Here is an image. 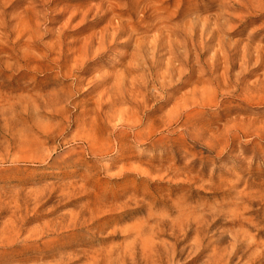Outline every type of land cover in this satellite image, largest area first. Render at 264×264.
Returning a JSON list of instances; mask_svg holds the SVG:
<instances>
[{
	"label": "rangeland",
	"instance_id": "374dc122",
	"mask_svg": "<svg viewBox=\"0 0 264 264\" xmlns=\"http://www.w3.org/2000/svg\"><path fill=\"white\" fill-rule=\"evenodd\" d=\"M0 264H264V0H0Z\"/></svg>",
	"mask_w": 264,
	"mask_h": 264
}]
</instances>
